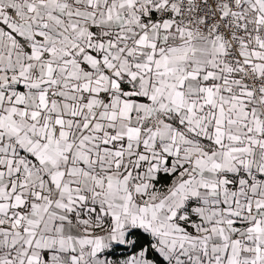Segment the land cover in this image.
<instances>
[{"label":"snow or ice","instance_id":"6c2138e0","mask_svg":"<svg viewBox=\"0 0 264 264\" xmlns=\"http://www.w3.org/2000/svg\"><path fill=\"white\" fill-rule=\"evenodd\" d=\"M0 264H264V0H0Z\"/></svg>","mask_w":264,"mask_h":264}]
</instances>
